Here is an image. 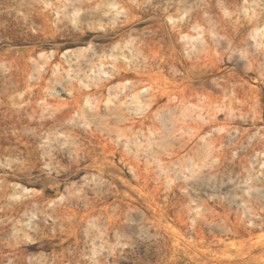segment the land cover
<instances>
[{
  "label": "rangeland",
  "instance_id": "1",
  "mask_svg": "<svg viewBox=\"0 0 264 264\" xmlns=\"http://www.w3.org/2000/svg\"><path fill=\"white\" fill-rule=\"evenodd\" d=\"M127 2L129 23L107 0H0V264H54L62 251L65 264H195L173 233L194 243L199 222L197 261L217 264L207 248L226 236L227 221L251 226L253 206L264 216V48L241 27L264 0ZM169 15L189 38L171 36ZM204 51L203 64L195 54ZM192 59L209 76L194 88L219 96V83L236 85L241 111L190 141L202 123L198 102L180 117L160 98L183 75L162 65ZM58 117L41 136L25 128ZM46 149L61 150L62 163L50 166ZM45 190L42 208L14 213ZM67 201L65 218L50 216ZM237 246L218 263L249 264Z\"/></svg>",
  "mask_w": 264,
  "mask_h": 264
},
{
  "label": "bare ground",
  "instance_id": "2",
  "mask_svg": "<svg viewBox=\"0 0 264 264\" xmlns=\"http://www.w3.org/2000/svg\"><path fill=\"white\" fill-rule=\"evenodd\" d=\"M104 1V0H103ZM113 7L116 9V16H126L125 18H127V23L130 22V16L133 15L135 13L134 8H132L127 0H107ZM162 4V3H161ZM165 4V3H164ZM175 4V2H174ZM120 6V7H119ZM174 6V5H173ZM139 7V6H138ZM126 8H128V10H126ZM178 8V7H177ZM168 10V9H167ZM77 11V10H76ZM169 11V10H168ZM228 12V11H227ZM172 14V13H171ZM160 15V14H159ZM193 15V14H192ZM161 16V15H160ZM167 16V15H166ZM170 16V15H169ZM247 16H248V20L247 21H243L241 22V27L244 30H247L249 27H251L253 30L252 32V37L255 39V42L258 46H260V48H264V10H260V9H256L253 11H247ZM192 17V16H191ZM196 17V16H195ZM158 18V17H157ZM171 18V22L173 24L172 29L170 30L171 36L172 37H177V36H182L185 37V40L189 37H187V35L185 36L183 33L184 31H177L178 28H180L181 26L178 24L176 25V21L175 18L172 17V15L170 16ZM193 21V20H192ZM239 22V21H238ZM117 23V22H116ZM194 23V22H193ZM240 23V22H239ZM238 23V24H239ZM187 24V23H186ZM198 28V27H195ZM241 29V28H240ZM237 31V30H236ZM181 37V38H182ZM187 37V38H186ZM179 38V37H178ZM177 38V39H178ZM184 39V38H183ZM179 40V39H178ZM211 48V47H210ZM206 49V48H205ZM207 50V49H206ZM192 53V52H191ZM190 53V54H191ZM197 53V52H196ZM205 53V51H204ZM209 53V52H208ZM207 52L203 55L201 53H197L196 58L197 60H205V58H208L209 54ZM55 58L56 56L53 55ZM51 57V56H50ZM52 57V58H54ZM191 57V56H189ZM49 58V57H48ZM47 58V59H48ZM54 58V59H55ZM181 58V57H180ZM193 58V57H192ZM195 58V57H194ZM51 59V58H50ZM105 59V58H104ZM250 59V58H249ZM52 60V59H51ZM177 61V60H176ZM253 61V60H252ZM52 62V61H51ZM198 62V61H197ZM50 63V62H48ZM54 63V62H53ZM52 63V64H53ZM203 63V62H202ZM102 64V62H101ZM104 64V62H103ZM200 64V63H199ZM204 64V63H203ZM252 64V63H251ZM49 65V64H48ZM56 65V64H54ZM53 65V66H54ZM105 65V64H104ZM206 65V63H205ZM52 66V67H53ZM101 66V65H100ZM170 66V67H169ZM196 66H198L197 63L194 62V59H192V61H187V60H183L180 62V66L176 63L174 64H167V66L162 65V69L164 68H170L173 69L175 71V73H183L182 77H181V81H179L178 77L175 76L170 78V85H166L165 87L163 86L161 91V100L164 97H167L169 99L168 102H170L171 104H174L175 109L177 110V113L179 116L180 114L185 113L186 111H191L192 112V104H198L196 107H198L197 109H199V111H197V115H198V120H200L202 123H200L199 121L197 122V120H195V122H197V124L194 125V127L192 125H188L192 126L190 127V129L192 131H195L194 133H192V138L191 136H189L190 139L188 140H193L195 139V137H202L201 135H205L208 134L210 130H212L213 128H215L219 123V120L221 119V117L225 116V117H229L232 119H235L237 117L236 111L240 110L241 108L238 106V102L237 101H241L240 95H241V90H239L237 88L236 85H229L226 82L223 83H219L218 85L220 86V92L222 93L219 96H213L212 94H209L205 88H194L193 84L195 81H197L198 79H203L205 82L208 80V74L206 71H201L198 72L196 71ZM207 66V65H206ZM102 67H104L102 65ZM154 67V66H152ZM199 67H201V65H199ZM54 68V67H53ZM160 69V68H159ZM123 70V68H122ZM200 70V69H199ZM113 71V70H112ZM115 71V70H114ZM163 71V70H162ZM107 71H105L106 73ZM161 72V71H160ZM180 73V74H181ZM107 74V73H106ZM109 75V73H108ZM160 75V74H159ZM164 75V74H163ZM166 77V76H165ZM180 77V76H179ZM220 77V76H219ZM162 78V76H161ZM164 78V77H163ZM162 78V79H163ZM167 78V77H166ZM160 79V78H159ZM168 79V78H167ZM221 78H218V81ZM224 79V77H223ZM153 80V79H152ZM165 80V78H164ZM168 83V81H166ZM226 83V84H225ZM152 84V82H151ZM192 84V85H190ZM232 84V83H231ZM235 84V83H234ZM157 85V84H156ZM28 86V85H27ZM152 87L154 85H151ZM30 87V85H29ZM158 88V87H157ZM156 88V89H157ZM28 89V88H27ZM33 90V89H32ZM155 90V88H154ZM160 90V89H159ZM158 90V91H159ZM30 93V92H29ZM31 94V93H30ZM155 94V93H154ZM243 94V93H242ZM160 96V95H158ZM24 99V98H23ZM157 99V98H156ZM167 99V100H168ZM244 99V98H243ZM20 101V100H19ZM89 101V99H88ZM160 101V100H159ZM167 102V103H168ZM22 103V102H21ZM243 104V102H242ZM51 105V104H50ZM169 105V106H170ZM169 106H165L166 108L170 109ZM191 106V107H190ZM171 107V106H170ZM173 107V106H172ZM59 110V109H58ZM172 110V109H171ZM255 110V109H254ZM30 111V110H29ZM241 111V110H240ZM194 112V111H193ZM192 112V113H193ZM23 113V112H22ZM25 113V112H24ZM36 113V112H35ZM32 114V112H31ZM64 114V113H63ZM62 114V115H63ZM186 114V113H185ZM35 115V114H34ZM70 115V114H69ZM177 115V117H178ZM184 115V114H183ZM35 117V116H34ZM180 117H183L182 115ZM37 119V118H36ZM69 119V118H68ZM61 122V119L56 118L52 121L50 120H43L40 122H30L25 128L27 130H31L34 132L35 137L37 136H41L44 133H48L49 131H51L53 128H57L58 123ZM186 125V126H187ZM55 128V129H56ZM54 129V130H55ZM75 129V128H74ZM186 129V128H185ZM189 129V128H188ZM218 129V127H217ZM24 130V128H23ZM22 130V131H23ZM180 130V129H179ZM25 131V130H24ZM30 131V132H31ZM69 134V133H68ZM211 134V133H210ZM73 137V134H71ZM203 135V136H204ZM80 136V135H79ZM221 136V135H220ZM69 136L67 135V139ZM77 137V136H76ZM222 138H224L225 136L222 135ZM75 139V138H74ZM201 139H204L201 138ZM49 140V139H48ZM182 140V139H181ZM184 141V140H183ZM189 141V143H190ZM219 141V140H217ZM181 142V141H180ZM185 142V141H184ZM188 142V141H187ZM70 143V142H69ZM68 143V144H69ZM186 143V142H185ZM193 143V142H192ZM32 142L31 140L28 138L27 142H25L23 144L24 146V154L27 155L28 159L27 161H32L33 156L35 155V152L32 151L33 147L31 146ZM182 144V143H181ZM184 144V143H183ZM215 144V143H214ZM72 145V144H71ZM46 146V145H45ZM44 146V147H45ZM185 146V145H184ZM204 146V145H203ZM15 149L13 150V152H21L22 150V146H14ZM32 147V148H31ZM78 147V146H77ZM187 147V146H186ZM43 148V147H42ZM54 149V148H53ZM69 149V147H68ZM46 149V160H49V165L50 166H56L58 164L62 163V153L61 150L59 151H54V150H50ZM211 150V149H210ZM74 153L77 156H80V152L81 149L80 148H76L73 150ZM10 152V151H9ZM12 152V153H13ZM72 152V151H71ZM39 154V153H38ZM13 155V154H12ZM85 155V154H84ZM92 156V155H91ZM90 158V157H89ZM217 158V157H216ZM34 159V158H33ZM76 160V158H74ZM25 161V159H24ZM64 162V161H63ZM77 165L76 166H80L82 161H76ZM93 162V161H91ZM101 164V163H100ZM88 165V164H87ZM92 165V164H90ZM97 165V164H96ZM104 165V164H103ZM73 166V165H72ZM89 166V165H88ZM85 167V164H84ZM97 167V166H96ZM101 167V166H100ZM87 168V167H86ZM55 169L54 171L57 172V174H61V171L57 168H53ZM52 169V170H53ZM68 169V168H66ZM102 170H105L104 172H107V168L104 166H102L101 168ZM84 171V170H83ZM102 172V171H101ZM103 172V173H104ZM78 174L80 173V171L78 170L77 172ZM59 176V175H58ZM59 184V182H58ZM57 185V184H56ZM60 188V186H59ZM255 188V186L253 187ZM25 192V194L27 192H29V190H25L23 191ZM43 193V192H42ZM47 193L48 190H45L44 194L41 196H32L28 199L23 200L21 197V201L16 203V205L14 204V213L16 211H21V210H26L28 211L30 208H32L33 204L35 205H39L41 207V205H44V203L47 201ZM17 202V201H16ZM201 202V201H200ZM248 200H244V203H248ZM251 202V201H250ZM71 201H67L61 204H55V206H53V208H51L50 212L53 218L55 219H63L65 218L66 215V210L71 209ZM250 204V203H248ZM255 205V203H254ZM246 207V206H245ZM39 208V207H38ZM42 208V207H41ZM258 208V207H256ZM252 209H254L255 212H253L255 214V216H257L258 219L256 218H251V220H249V225L251 226H247L245 225L244 222L243 224L245 225L244 227H239L234 225L231 227L232 224H230L229 221H227L226 223V236L224 237H220L218 238V242L217 244L214 243V245H210L207 250L209 251V256L211 258L212 262H216L217 264H219L218 262L221 261V259L218 258V254H225V252L231 248L234 247L236 245L237 246V250L238 252L242 253L241 255L245 256L244 260L245 262L249 263V264H264V238H262L261 236H258L257 232L259 230H264V216H261L258 209H255V207L253 206ZM44 211V210H43ZM209 211V210H208ZM7 212V210L5 211ZM13 213V209L11 211ZM9 213V212H8ZM17 213V212H16ZM7 215V214H6ZM110 220V219H109ZM199 222V221H198ZM199 228H200V235L197 236V240H195L194 243H189L188 241L183 242V240L181 239L183 237L182 234H174V237H176L178 244H183L185 247V253L187 254V257H189V259L191 260V262H194L195 264H200L199 261V250L200 247H204L203 242H200L198 238L201 237L202 235V223L199 222ZM222 229V228H221ZM175 232V231H174ZM178 233V232H177ZM198 233V232H197ZM262 234V233H260ZM198 235V234H197ZM264 237V236H263ZM234 239L235 241L231 244L227 243V239ZM202 239V238H201ZM231 242V241H230ZM175 244V243H174ZM181 246V245H180ZM214 246L217 249H213ZM206 248V247H205ZM204 248V250H206ZM219 248V249H218ZM176 249V248H175ZM179 249V248H178ZM201 252V251H200ZM205 252V251H204ZM203 252V253H204ZM207 252V251H206ZM205 252V253H206ZM231 252V251H230ZM236 252V250H235ZM175 253V252H174ZM208 253V252H207ZM234 253V252H233ZM202 254V253H201ZM176 256V255H175ZM205 257V260H207V255H202ZM203 257V258H204ZM226 257V256H225ZM229 257V256H228ZM201 258V256H200ZM224 259V258H223ZM234 260V259H233ZM67 261H69L68 256L66 255V253L64 251H62V253H60L58 260L55 261L54 264H65ZM228 261V260H227ZM224 262V261H223ZM101 264H108V263H101Z\"/></svg>",
  "mask_w": 264,
  "mask_h": 264
}]
</instances>
